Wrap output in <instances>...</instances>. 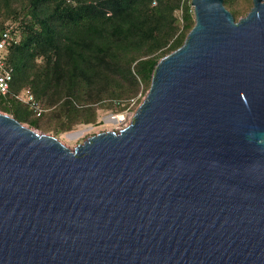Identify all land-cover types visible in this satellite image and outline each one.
Here are the masks:
<instances>
[{
	"label": "water",
	"instance_id": "95a60500",
	"mask_svg": "<svg viewBox=\"0 0 264 264\" xmlns=\"http://www.w3.org/2000/svg\"><path fill=\"white\" fill-rule=\"evenodd\" d=\"M191 0L130 123L73 150L0 113V264H264V0Z\"/></svg>",
	"mask_w": 264,
	"mask_h": 264
},
{
	"label": "trees",
	"instance_id": "16d2710c",
	"mask_svg": "<svg viewBox=\"0 0 264 264\" xmlns=\"http://www.w3.org/2000/svg\"><path fill=\"white\" fill-rule=\"evenodd\" d=\"M250 1L224 0V7L237 21ZM193 25L189 0H0V36L19 37L6 49L12 81L0 111L55 134L95 123L98 109L123 111ZM24 88L42 104L40 117L15 98Z\"/></svg>",
	"mask_w": 264,
	"mask_h": 264
},
{
	"label": "rangeland",
	"instance_id": "374dc122",
	"mask_svg": "<svg viewBox=\"0 0 264 264\" xmlns=\"http://www.w3.org/2000/svg\"><path fill=\"white\" fill-rule=\"evenodd\" d=\"M190 1L191 0H189V2ZM252 5L253 4L251 0L247 6L246 12H244L242 16H240L238 19L244 17L250 11ZM175 16L178 21V26L180 27L181 22H182L181 21V11L177 10L175 12ZM146 90H147L146 85H142L136 97V100L133 101L134 103L131 106L126 107L123 111H116L114 107L110 109H98L96 111V122L93 124L75 125L74 127H72L71 130L66 131V132H61L58 134H55L53 131H51V129H49L47 132H41L39 130H36V131L42 134L51 135L55 137L65 147H67L70 150H73L78 144H82L90 136H93L101 132H106V131H113L115 133H118L120 129H123L124 127H126L130 123L132 116L135 110L137 109L138 105L145 98L146 93L148 91ZM40 105L42 106L41 103ZM0 113L6 114L2 111H0ZM43 124L52 127L55 124V120L53 119V117L51 118L45 117L43 119ZM23 125L29 127L27 124H23Z\"/></svg>",
	"mask_w": 264,
	"mask_h": 264
},
{
	"label": "built area",
	"instance_id": "2783aa9c",
	"mask_svg": "<svg viewBox=\"0 0 264 264\" xmlns=\"http://www.w3.org/2000/svg\"><path fill=\"white\" fill-rule=\"evenodd\" d=\"M19 37L13 35L10 30L3 32L0 36V96H5L10 92V83L12 81L11 68L6 64L5 57L7 47L18 42ZM15 98L24 105H27L36 117H40L44 110L36 102L28 88H24ZM121 130V129H120ZM119 130V131H120ZM118 131V132H119Z\"/></svg>",
	"mask_w": 264,
	"mask_h": 264
}]
</instances>
